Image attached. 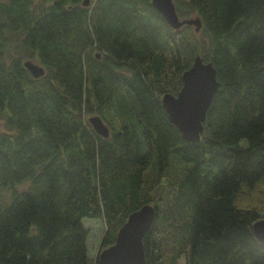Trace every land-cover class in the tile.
<instances>
[{"label":"trees","instance_id":"trees-1","mask_svg":"<svg viewBox=\"0 0 264 264\" xmlns=\"http://www.w3.org/2000/svg\"><path fill=\"white\" fill-rule=\"evenodd\" d=\"M83 1L0 0V189L29 181L0 194V264H98L82 217L104 218V248L159 185L146 264H264V0H174L198 31L151 0ZM16 33L42 76L7 60ZM197 54L220 86L191 141L161 97ZM115 99L120 124L102 136L88 117Z\"/></svg>","mask_w":264,"mask_h":264},{"label":"water","instance_id":"water-1","mask_svg":"<svg viewBox=\"0 0 264 264\" xmlns=\"http://www.w3.org/2000/svg\"><path fill=\"white\" fill-rule=\"evenodd\" d=\"M88 3L89 0L83 1L84 5ZM151 3L171 28L179 29L183 25L194 26L196 31L201 28L202 21L199 16L179 17L174 0H151ZM23 65L34 78L44 74L43 66L36 62L28 60ZM181 80L182 85L177 94L164 93L161 104L182 136L187 140L197 141L203 132L207 111L220 83L212 62L204 61L200 54L183 71ZM88 121L97 133L102 136L109 135L110 127L101 115H90ZM155 211V205L150 202H145L131 211L118 228L114 242L99 252L98 264H146L142 238L154 220ZM252 228L255 235L264 241V217L256 219Z\"/></svg>","mask_w":264,"mask_h":264},{"label":"rangeland","instance_id":"rangeland-1","mask_svg":"<svg viewBox=\"0 0 264 264\" xmlns=\"http://www.w3.org/2000/svg\"><path fill=\"white\" fill-rule=\"evenodd\" d=\"M193 27L194 26H192L191 28ZM197 36L200 37V35H197ZM21 37H22L21 33H18V34L16 33L10 36L12 40V45L9 48L7 60H10L12 58H20L22 62L30 60L38 64H41L36 56V53H33L21 46L20 44ZM115 103H116V99L113 100V102L108 107H106L103 111L99 113H95V114L101 115L104 118L106 123L109 125L110 130L115 129L120 124L119 114L117 115L116 109L114 108ZM1 120H2L1 129L12 133L13 129H10L6 126L3 118ZM243 142H245V140H243ZM184 164L185 163L182 162L181 160H175L172 163L171 168L172 170L174 169L175 171H178ZM148 174H149V171H146L145 177L148 176ZM28 186H29V181H24V182H20L19 184L13 185V187L8 186V187L1 188L0 194H1L3 202L6 203L9 201L10 193L13 189L24 190V189H27ZM165 188L166 187L161 186V185L156 187V190L154 193V196L156 198L153 201V203L151 202L152 204H156L160 202L159 200H157V197L159 196L158 199H160V197L163 195V192L166 191ZM82 220L88 230L87 240H86L87 254L92 260H94L95 257L98 256L99 252L102 249L100 245V241L104 233V230L106 228V223L103 217L84 216L82 217ZM178 263L184 264L183 258H180Z\"/></svg>","mask_w":264,"mask_h":264}]
</instances>
